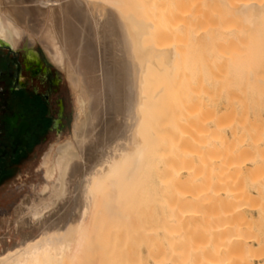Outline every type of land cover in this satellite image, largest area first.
<instances>
[{"label":"bare ground","instance_id":"1","mask_svg":"<svg viewBox=\"0 0 264 264\" xmlns=\"http://www.w3.org/2000/svg\"><path fill=\"white\" fill-rule=\"evenodd\" d=\"M128 2L0 0V45L17 49L28 26L27 44H35L29 34L40 35L49 60L68 64L78 81L71 83L75 140L45 158L51 186L39 204L16 208L27 228L36 227L40 212L71 194L69 215L51 228L42 223L38 235L1 253L0 264H264V42L244 33L264 20V0H141L144 17L125 10ZM197 16L237 22L232 37L203 28L210 64L234 71L219 111L208 92L209 103L200 101L198 113L194 102L192 112V91L174 81L188 63L181 32L196 36ZM110 103L113 122L93 144L101 145L93 155L102 165L85 169L78 147L92 140Z\"/></svg>","mask_w":264,"mask_h":264},{"label":"rangeland","instance_id":"2","mask_svg":"<svg viewBox=\"0 0 264 264\" xmlns=\"http://www.w3.org/2000/svg\"><path fill=\"white\" fill-rule=\"evenodd\" d=\"M140 1L141 0H130V2H128L125 6V10L135 12L143 17L144 15L146 16V11L139 8ZM145 1L147 3L151 2V0ZM229 2L232 3V0H229ZM251 17V13L246 14L244 17H242V23L248 22ZM192 23L196 27V36L191 34L189 35V33L186 32H181L180 35V41L186 44L189 49V53L187 54V68H185V65L177 68L174 72V81L176 80L177 82L182 83V88H184V91L187 88H190L192 91V95H190L195 99H193V103H199V106L197 104L198 110L196 112L199 111L198 113H201L202 107L204 106H202V104H205V102L206 104L209 103V96L206 95L208 92H210L208 94L213 95V100H218L217 102L219 103V106L214 104V102L210 103L211 105L213 104L216 111H219L218 109H222V107L224 108L226 103L225 95L227 92L226 88L228 87L226 84L228 81V79H226V75H230L229 80L233 81L231 76L234 74V71L232 67L228 70L225 63L220 62L219 64H210L208 58L206 57L207 50L203 46V28L207 26L208 33L219 32L232 37L234 34V29L237 26V22L233 19H227L221 24H211L213 22L206 24L203 22L201 17L197 16V18H195ZM26 25H28V23ZM23 29L24 33L22 34L18 48L13 49L14 52L11 53L9 50L0 48V70H2L3 73H8V75L13 72L16 79L19 70L17 61L19 62V75L21 77L20 85L22 87H26L29 91L16 93V100L13 103L10 101V103L13 107H21V110L26 115L29 114L33 116V124L37 122L38 126L34 139L30 142V144H28V146H23L25 149L24 151L28 152L22 157L18 158L15 162H10L8 167L5 166L2 177H0V254L12 248L14 245L21 243L24 236L32 234L38 235L41 231L42 223H46L47 220L48 222L46 226L51 228L61 217L64 216V218H67V215H69V212H67L68 207L73 205V202L71 201L73 199L72 195L66 194L60 199L58 203L53 206L51 205L50 207L48 206L42 211V213L40 212V214L37 216L39 223L36 227L33 226L32 228H27L25 224V216L21 217L16 212V208L19 211L26 212L27 209L30 208L29 205L26 206L27 203L30 204L33 202L36 205L39 204V201L42 199L40 197V193L45 194V192L49 191L51 186V181L47 177V171L44 166L45 158L55 155L62 144L66 143L68 140L71 142L75 140L73 126L76 118V109L74 95H72L73 93L71 89V83L74 82L72 83L74 86H76L78 83L75 77L72 74L70 75L68 64H66L63 69H59L49 60L45 49L41 44L40 35L34 37V35L29 34V36H31V38L35 41V44L32 47L29 46L27 44L28 42L26 38V33L29 32V27L25 26ZM245 30V34L248 33L252 34L253 36H260L261 42H264V20L259 21V23L254 25L252 31L246 28ZM237 32L240 31L237 30ZM163 40H165V38L162 37L159 38V40L156 39L154 41L162 42ZM47 41L45 42L47 43ZM96 49L97 46L95 47V50ZM99 51H102V57H104L102 58V60H104V72L107 73V75H110L112 59L109 56V42L103 40ZM14 56L17 58V61ZM56 76L60 78H57ZM10 77L11 76H6L3 80H1L0 86L5 89V91L0 92L1 109L3 102H6V100L10 97V93L8 90H6L10 85ZM81 80L85 83L86 79L84 75H82ZM222 81L226 85H223L221 83ZM220 83L222 86L226 87L222 88ZM13 86L14 81H12L10 87L12 88ZM34 88H36L38 93L33 90ZM42 94L47 95V98ZM210 98L212 99V96ZM221 98H223V101ZM109 101L111 103L113 102L112 92L109 93ZM200 101H203V103ZM111 103L110 110L107 112V115L101 119H98V127L95 134L93 135V138H91L92 140L86 139L83 141L84 143L81 146L82 149H79L78 147V151L85 155L82 163L84 164L86 161L88 163L85 165V169L88 167L93 169L95 168L94 166H98V168L95 169V171H97L99 167H101L100 165H102V161L97 163L94 162L95 156L93 155L95 154L94 149L98 151L101 145L98 144L97 147H93V144L94 141L99 142L105 137L106 126H110L113 122L114 114ZM195 103V106L193 105L194 109L192 107V112H195L197 109ZM221 104L224 106H221ZM47 105L50 109L49 115L52 117V121L48 118ZM199 108L201 109L199 110ZM91 117L92 109L87 115L85 124L91 121ZM130 129L131 121L129 118L127 119L126 123L127 135L131 134ZM227 133L229 132L227 131ZM84 173L85 170H82L78 177V183H80L84 178ZM65 193H68V188L66 189ZM73 195L75 196L76 194L74 193ZM83 200V194H80L78 203L81 207H83ZM46 204H49V202ZM64 206H67V208ZM71 211L74 213L73 209ZM53 217L54 219H51Z\"/></svg>","mask_w":264,"mask_h":264},{"label":"flooded vegetation","instance_id":"3","mask_svg":"<svg viewBox=\"0 0 264 264\" xmlns=\"http://www.w3.org/2000/svg\"><path fill=\"white\" fill-rule=\"evenodd\" d=\"M8 46L9 45L1 44L0 48L9 50L11 53L14 52V50ZM14 58L17 61L15 56ZM17 64L19 70L16 79L13 72L8 75V73H3V71L0 70V84L4 77L11 76L9 88L6 89L10 93V97L6 100V102H3L1 106L2 109L0 108V177H2L5 166L8 167L10 162H15L18 158L28 152L24 151L25 149L23 146H28V144H30V142L34 139L38 126L37 122L33 124V116L29 114L26 115L21 110V107L16 108L11 104L16 100V93L29 91L26 87H22L20 85V64L18 61ZM12 81H14V86L11 88L10 86ZM33 90L36 91V88ZM3 91H5V89L0 86V92ZM42 95L47 98V95ZM49 111L50 109L48 106V118L51 120L52 117L49 115Z\"/></svg>","mask_w":264,"mask_h":264}]
</instances>
